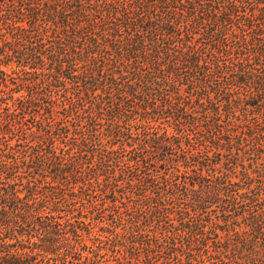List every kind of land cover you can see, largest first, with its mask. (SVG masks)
Listing matches in <instances>:
<instances>
[{
  "label": "trees",
  "instance_id": "1",
  "mask_svg": "<svg viewBox=\"0 0 264 264\" xmlns=\"http://www.w3.org/2000/svg\"><path fill=\"white\" fill-rule=\"evenodd\" d=\"M0 139V264H264V0H0Z\"/></svg>",
  "mask_w": 264,
  "mask_h": 264
},
{
  "label": "rangeland",
  "instance_id": "2",
  "mask_svg": "<svg viewBox=\"0 0 264 264\" xmlns=\"http://www.w3.org/2000/svg\"><path fill=\"white\" fill-rule=\"evenodd\" d=\"M9 75H10V78L15 77V75L11 71L9 72ZM10 107L14 109V104L12 101H10ZM14 143H15V140H11L7 142L3 139L2 140L0 139V187L2 188L6 186H10V184L13 183L12 172L8 171L6 166H8V164L10 163V159L8 158V155L11 153L10 146H12ZM0 206L1 208H3L2 206L6 208L5 221L6 223H8L6 225V228L0 227V243L1 244L6 243V245H11L13 241L10 238H6V237L9 236V234H12V229H13L12 203L10 202V199H8L6 200V203H3L2 205L0 203ZM10 237L12 238V236Z\"/></svg>",
  "mask_w": 264,
  "mask_h": 264
}]
</instances>
